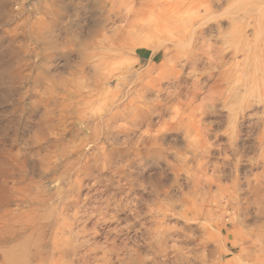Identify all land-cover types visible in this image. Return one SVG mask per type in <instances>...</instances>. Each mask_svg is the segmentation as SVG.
<instances>
[{"label":"rangeland","instance_id":"1","mask_svg":"<svg viewBox=\"0 0 264 264\" xmlns=\"http://www.w3.org/2000/svg\"><path fill=\"white\" fill-rule=\"evenodd\" d=\"M127 1L140 11L139 27L128 26L134 15L126 13ZM129 2L0 0V161L5 166L0 162V169L12 172L0 175V210L5 208L0 215H6L5 221L0 216V264H154L162 258L148 244L158 234L150 230L148 209L154 208L156 188L169 189L174 197H192L183 176L175 182L173 168L175 159L181 164L189 156L195 136L174 122L170 105L171 95L182 91L184 98L196 74L182 63L177 70L170 63L165 66L155 42L154 12L143 0ZM263 2L219 0L216 12L207 15L211 28L206 34L219 44L217 30L226 29L231 14L244 10L264 19ZM246 34L252 38L251 29ZM258 99L238 120L235 148L227 134L231 104L218 101L198 115L211 144L210 163L222 165L229 159L223 166L224 185L237 175L240 187L246 188L248 180L262 174L263 214L255 205L233 209L224 199V209L215 211L213 219H193L192 213L183 218L175 204L162 225L166 245L183 246L189 253L187 264H254L250 258L264 254V146L258 141L264 102ZM105 154L111 158L108 163ZM26 193L46 200L36 208L37 223L47 224L48 216V224L73 219L78 234L70 244L82 242L75 251L61 257L52 251L49 230L41 254L25 244L24 215L37 205ZM246 195L256 198L255 191L240 194ZM66 199L73 204L62 209ZM13 211L23 217V225Z\"/></svg>","mask_w":264,"mask_h":264},{"label":"bare ground","instance_id":"2","mask_svg":"<svg viewBox=\"0 0 264 264\" xmlns=\"http://www.w3.org/2000/svg\"><path fill=\"white\" fill-rule=\"evenodd\" d=\"M134 1L135 0H130L129 3H133ZM226 1L229 2L232 0ZM217 2H219V0H143L144 5L150 6L151 10L154 12L153 14L155 15V29L159 32V34L156 32L154 37L156 39L155 42L157 44V51L162 58L161 60L164 61L165 59V66L168 65L167 63H170L168 66H171L172 69L174 68L173 70H177V65L182 63V67H190L191 72L196 74L195 79L191 82V87H189L190 90L186 92L187 94L184 95V98H181L180 92L182 91L179 92L178 88L176 91L179 93H175L173 95L170 94L173 96L170 106L174 122L185 126L187 129L186 131L189 134H193L192 137L195 136V139L192 138V141H190L192 149L190 150L189 156H184L182 158V163L180 162L181 164L177 163L175 159L173 168L175 170V182L179 181L180 176H183V184H185L187 188L190 186L192 188V197L191 199H188L186 197V193H180V195L174 197L173 194L169 193V189L164 188H156L154 190L156 201L154 202V208H149L148 211L151 218L150 230L154 234L157 232L158 234L153 237L148 244L151 248H154L155 255L162 257L154 264H187V259H189V253L184 251L185 247L178 246L176 244H172L170 246L166 245V237L168 234H165L167 229L163 227L162 223L163 219H165L164 217H166V215L173 209L175 204L179 205L178 214L183 218L192 213L194 214L192 215L193 219L204 217L213 219L216 213L215 211L224 209L225 206L222 203V200L224 199L228 202V204H230L229 206L235 207L233 209L244 210L248 209L252 205H255L254 207L257 208L258 213L263 214V204L261 200L263 199L261 198L263 196L261 194L262 190H260V179H262V174H256L252 181L248 180L246 188H241L242 186L240 187L237 175L234 176V179H231L228 185H224L222 183V179L226 175L224 174L225 167L223 166L229 162V159L225 157V163L222 165L210 163L211 144H209L207 140V131L203 129L201 119L198 115L203 113L205 109L214 107L218 101L222 102L224 105H227L228 103L231 104L228 115L230 130L227 134L229 135V145L234 146L235 148V140L238 134V120L239 118L244 117V110L249 108L254 97L259 98L264 102V19H260V16L258 17L259 19H254L255 17H251L247 13L248 10L242 11L241 15H234L233 13L231 14L232 16H230L232 17V20L229 22L228 27L226 29L219 28L217 30L215 41L219 44L213 43L209 34H206V30L211 28L207 23V15H211L216 12L215 6ZM117 11L120 16V10ZM125 11L126 13H132L134 15V19L129 21L128 26L139 27L140 21L138 20V13L140 11L138 9H134V5H128V1L125 5ZM111 12L113 13L115 11ZM248 28L252 30V38H248V35L246 34V29L248 30ZM164 51L165 53H163ZM201 63L202 66L200 67V71H197V65ZM166 69L162 71H166ZM169 70L170 69H168V71ZM162 71L160 72L162 73ZM169 75L171 74L169 73ZM169 75H167V77ZM212 78L213 81L211 83H206L204 85L201 84V87L198 86L202 80L207 79L209 81ZM202 89L205 92L203 98L199 103H195L196 99H198V94L200 91H203ZM158 104L159 102L154 106ZM261 122L263 124V128L258 135V141L261 146H264V117ZM178 128H180V126H178ZM187 144H189V142ZM178 151L179 150H177V152ZM180 152L182 151H179V153ZM174 158L181 161V159L177 157V154ZM110 159L111 158H109L107 154L104 155L106 163H108ZM3 161H5L4 164H8L6 163V160ZM209 167L211 168V172L209 171ZM22 168H24V166ZM0 170V175L2 174L1 177L3 178L12 175V172L8 170H4L5 172H2V169ZM180 185L181 184H179V187H181ZM213 187H215L214 190H212ZM247 191H255L256 198L250 200L247 195L240 196L241 193H244L245 195ZM160 195H164L167 201L163 202L164 199H162ZM24 197L29 201L37 203L35 207L33 206L34 208L28 209L30 210L28 214L24 215L26 222L24 223V221H21V225H23V223L26 224V230L28 231L25 244L32 246L37 254L40 253V251H42H39L40 244L45 240L46 231L49 230L52 238V251L58 252L60 257L65 255L70 249L71 251H75L76 247L82 242L75 239L76 243L73 245L70 244L72 242V236L76 235L77 237L78 234V232L73 229V219H70L71 221L66 223L62 218H56V220H53L52 224H48L50 221V217L48 216L44 218L47 224L43 222L37 223L39 217L36 208H40L45 205L46 200L37 194L26 193ZM72 204L73 202H71V200L66 199L62 202V209H67L68 206ZM227 206L228 205H226V207ZM13 212L16 213V211ZM159 214L162 215L161 218L157 217ZM3 215L1 214L0 216ZM3 217L5 221L6 215ZM20 218L19 216L18 218L16 217L18 222ZM16 219L13 218L14 222H16ZM21 219H23V217ZM21 222H19V224ZM146 230L148 231V227H146ZM184 240L185 239L182 241ZM70 245L72 246L71 248H69ZM34 251L30 252L34 253ZM30 252H28V254ZM171 252L172 255H169ZM223 253L224 251L221 255ZM25 256H27V253ZM250 259L254 260L252 261L254 264H263L264 254L260 251L258 255L251 257Z\"/></svg>","mask_w":264,"mask_h":264}]
</instances>
